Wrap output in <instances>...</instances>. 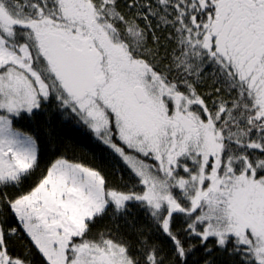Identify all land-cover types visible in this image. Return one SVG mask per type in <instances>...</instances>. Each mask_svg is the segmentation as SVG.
Here are the masks:
<instances>
[{
  "label": "snow or ice",
  "instance_id": "snow-or-ice-1",
  "mask_svg": "<svg viewBox=\"0 0 264 264\" xmlns=\"http://www.w3.org/2000/svg\"><path fill=\"white\" fill-rule=\"evenodd\" d=\"M53 101L134 183L60 156L23 190L40 148L14 121ZM192 237L204 264L214 247L264 264V0H0V264L33 247L44 264H188Z\"/></svg>",
  "mask_w": 264,
  "mask_h": 264
},
{
  "label": "trees",
  "instance_id": "trees-1",
  "mask_svg": "<svg viewBox=\"0 0 264 264\" xmlns=\"http://www.w3.org/2000/svg\"><path fill=\"white\" fill-rule=\"evenodd\" d=\"M205 71L206 73H211L213 69L209 67ZM200 91L208 92L210 89L203 87ZM14 124L22 131L33 135L37 139L40 148V167L24 181L23 190H28L34 186L49 163L60 156H64L74 162H82L89 166L102 168L108 174L112 173L113 165H119V171L123 173L124 179L129 181L128 170L123 163L107 147L101 145L86 126L77 123L74 116H66L62 109L57 108L54 101L45 104L43 110L35 112L31 116L23 114L20 119L14 121ZM129 182L134 183V181ZM137 190L139 191L140 189L137 188ZM10 191L15 192L16 190L10 189ZM108 212L110 214L112 209L109 208ZM127 218L128 221L134 223L137 227L144 226L146 229L151 230V239L159 242L165 253L171 258V241L155 229L150 216L147 215L144 208L130 204ZM118 223L121 225L120 231L128 235L129 239L135 240V233L131 232L128 223L123 217L118 218ZM105 224H110L109 215H105L98 220L96 227H102ZM129 233L131 234L129 235ZM187 242L196 245V248L188 257V264H204V260L209 257L205 254L199 239L192 237ZM24 243L31 244L27 237H25ZM208 244L215 245L214 239L210 238ZM17 251H23L20 242H18ZM32 252L34 264H44L42 257L34 247ZM211 258L214 259L215 264H239L238 256H229L226 251L222 252L218 247H214Z\"/></svg>",
  "mask_w": 264,
  "mask_h": 264
},
{
  "label": "rangeland",
  "instance_id": "rangeland-1",
  "mask_svg": "<svg viewBox=\"0 0 264 264\" xmlns=\"http://www.w3.org/2000/svg\"><path fill=\"white\" fill-rule=\"evenodd\" d=\"M117 143H119V141H117ZM121 146H123V145H121ZM126 151H128V150L126 149ZM148 162H151V161H148Z\"/></svg>",
  "mask_w": 264,
  "mask_h": 264
}]
</instances>
